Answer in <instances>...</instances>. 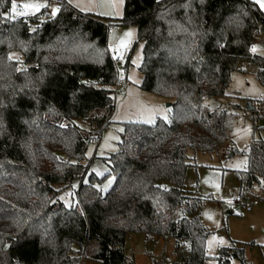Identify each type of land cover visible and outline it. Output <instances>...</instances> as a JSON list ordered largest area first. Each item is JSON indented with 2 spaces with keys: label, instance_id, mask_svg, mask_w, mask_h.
I'll return each mask as SVG.
<instances>
[{
  "label": "trees",
  "instance_id": "1",
  "mask_svg": "<svg viewBox=\"0 0 264 264\" xmlns=\"http://www.w3.org/2000/svg\"><path fill=\"white\" fill-rule=\"evenodd\" d=\"M11 11L0 0V264H134L124 251L133 231L184 242L185 264H203L211 231L200 210L210 196L184 188L187 149L219 152L229 139L235 112L203 99L225 94L233 70L251 63L264 85V52L251 48L264 45V10L255 0H123L121 17L102 20L61 0L54 14L44 6L23 20ZM113 25L135 26L140 87L170 105L166 119L123 121L98 175L86 150L115 107ZM253 110L248 146L227 149L246 158L234 169L242 196L264 189V137L255 135L264 114ZM70 186L67 203L60 194ZM212 257L249 264L235 240Z\"/></svg>",
  "mask_w": 264,
  "mask_h": 264
},
{
  "label": "rangeland",
  "instance_id": "2",
  "mask_svg": "<svg viewBox=\"0 0 264 264\" xmlns=\"http://www.w3.org/2000/svg\"><path fill=\"white\" fill-rule=\"evenodd\" d=\"M61 0H11L16 3V12L33 10L38 12L46 6L48 12L54 14ZM75 9L83 12H92L99 15L102 20L118 18L123 13V0H66ZM28 5V7H24ZM13 11V10H12ZM108 50L115 59L118 82L115 85V107L111 115V122L103 128L98 140L89 142L86 157L92 158L90 169L102 175L107 170L102 158L118 150V141L122 138L124 130L123 121L137 120L152 121L155 116L166 117L170 103L153 92L145 91L140 87L142 73L139 69L143 54L142 41L137 39L136 28L132 25H113L108 31ZM255 50L264 52V45L257 46ZM256 66L244 63V70H233L225 94L220 96H207L203 103L209 108L225 107L235 112V120L229 139L219 152L193 151L187 149L190 163L186 167L184 188L190 195L210 196L203 200L200 217L202 222L210 229L207 237L206 252L210 255L203 264H218L213 258L220 246L231 245L232 240L240 242L245 248V257L249 264H264V244L253 246V239H264L252 220L258 218V224H264V209L254 206L253 212H246L241 205L231 201L234 194H238L239 185L234 176V169L241 168L245 162L242 154H228V147L235 145L245 149L251 138L253 109L264 114V85L255 75ZM85 124V120H79ZM256 136L264 137V120H257ZM112 178L104 180L102 188H107ZM76 186V183L73 182ZM58 188L59 184H53ZM64 189L60 196L71 202V187ZM264 194L258 187H252L246 192L244 200H251L254 196ZM63 198V197H62ZM257 224V225H258ZM257 237V238H256ZM124 251L134 264H185L188 256L187 244L181 242L179 246L171 237H156L150 241L145 240L140 232H129L125 239ZM82 264H100L93 259H85ZM230 264H240L238 259L232 257Z\"/></svg>",
  "mask_w": 264,
  "mask_h": 264
},
{
  "label": "built area",
  "instance_id": "3",
  "mask_svg": "<svg viewBox=\"0 0 264 264\" xmlns=\"http://www.w3.org/2000/svg\"><path fill=\"white\" fill-rule=\"evenodd\" d=\"M16 13H22L21 15H17ZM14 13L13 11H11L9 13V17L10 18H16V19H23L26 20L30 17H32L34 15V11L33 10H27L25 12H16ZM251 48L253 50H255L256 46L252 45ZM244 64V63H243ZM231 201L234 203H238L241 205V207L245 210V211H250L252 210V208L256 205H259L260 203H264V196H254L253 198H251V200H244V197L240 194H234L231 197Z\"/></svg>",
  "mask_w": 264,
  "mask_h": 264
},
{
  "label": "crops",
  "instance_id": "4",
  "mask_svg": "<svg viewBox=\"0 0 264 264\" xmlns=\"http://www.w3.org/2000/svg\"><path fill=\"white\" fill-rule=\"evenodd\" d=\"M257 2V0H255ZM258 3V2H257ZM259 4V3H258ZM260 6V4H259ZM261 7V6H260ZM262 10H264V7H261ZM230 155H232L230 153ZM245 162H246V158H245ZM245 162H244V165H245ZM243 165V166H244ZM242 166V167H243ZM241 167V168H242ZM254 187H258V189L261 191V192H264V189L260 188L259 186H254ZM260 196H264V194H261ZM256 206H260L259 209H264V203H260L259 205H256ZM242 210H244L242 207H241ZM253 209V208H252ZM245 211V210H244ZM251 212H253V210H250ZM246 212H249V211H246ZM256 213V212H255ZM255 213L253 212L252 215L254 216V219L252 220L253 223H256L254 224V226H256L259 230V232H261L260 234H264V224H262L261 222L258 224V218L255 217ZM258 224V225H257ZM257 238V237H256ZM236 241V240H235ZM238 242V241H237ZM253 246H262V244H264V239H253L250 241ZM240 243V242H239ZM264 247V246H262Z\"/></svg>",
  "mask_w": 264,
  "mask_h": 264
},
{
  "label": "snow or ice",
  "instance_id": "5",
  "mask_svg": "<svg viewBox=\"0 0 264 264\" xmlns=\"http://www.w3.org/2000/svg\"><path fill=\"white\" fill-rule=\"evenodd\" d=\"M257 2L260 4L261 7H264V0H257ZM24 7H28V5H25ZM16 8H17V5L16 3L13 2L12 4V10L14 13H16ZM17 15H21L22 13H16ZM166 119V117H165Z\"/></svg>",
  "mask_w": 264,
  "mask_h": 264
},
{
  "label": "water",
  "instance_id": "6",
  "mask_svg": "<svg viewBox=\"0 0 264 264\" xmlns=\"http://www.w3.org/2000/svg\"><path fill=\"white\" fill-rule=\"evenodd\" d=\"M168 104H169V103H168ZM248 108H250V109H253V108H254V106L251 105V101H249V106H248Z\"/></svg>",
  "mask_w": 264,
  "mask_h": 264
}]
</instances>
